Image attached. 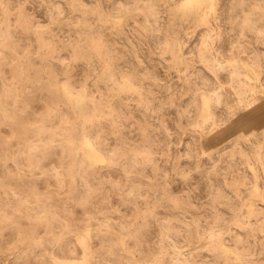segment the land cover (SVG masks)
<instances>
[{
  "label": "rangeland",
  "instance_id": "obj_1",
  "mask_svg": "<svg viewBox=\"0 0 264 264\" xmlns=\"http://www.w3.org/2000/svg\"><path fill=\"white\" fill-rule=\"evenodd\" d=\"M182 1L0 0V264H264V0Z\"/></svg>",
  "mask_w": 264,
  "mask_h": 264
},
{
  "label": "bare ground",
  "instance_id": "obj_2",
  "mask_svg": "<svg viewBox=\"0 0 264 264\" xmlns=\"http://www.w3.org/2000/svg\"><path fill=\"white\" fill-rule=\"evenodd\" d=\"M205 1L206 0H183L182 4L181 5L179 4L180 6L178 8V10H180V14H181L180 18L183 19L185 17L198 15L199 11L202 8V6L204 5ZM63 90L65 91V89H63ZM65 95L68 97V99L71 103V106L73 107V109L75 111H77V112H83L84 111L85 102H84V98L81 94L78 93L76 95H71V94L65 92ZM205 104H206V102H205ZM84 153H85V157L92 163L99 164V163H102L105 161L104 156L94 147V145L91 143V141L89 139H86V138L84 139Z\"/></svg>",
  "mask_w": 264,
  "mask_h": 264
}]
</instances>
